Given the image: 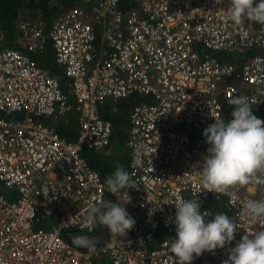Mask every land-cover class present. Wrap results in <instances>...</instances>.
Returning <instances> with one entry per match:
<instances>
[{
	"label": "built area",
	"instance_id": "obj_1",
	"mask_svg": "<svg viewBox=\"0 0 264 264\" xmlns=\"http://www.w3.org/2000/svg\"><path fill=\"white\" fill-rule=\"evenodd\" d=\"M120 1L91 0L88 11L68 6L47 28L17 18L13 45L0 31V264H96L100 255L110 264H177L171 242L181 199L197 198L206 221L223 213L240 225L231 244L194 255L192 264H223L242 236L264 230V220L241 215L254 199L240 186L232 195L204 190L201 171L209 147L203 132L220 118L222 102L246 96L264 110V25L247 18L236 25L228 18L231 0H131L125 9ZM46 44L58 71L31 56ZM251 49L240 64L215 56ZM133 94L141 98L127 111L123 140L132 183L114 193V203L135 224L126 236L84 251L61 232L93 233L98 221L86 217L107 186L82 151L110 152L112 123L98 108ZM71 111L77 132L69 140L55 124ZM130 144L142 146L141 165ZM256 185L264 200V184ZM42 218L50 219L43 225Z\"/></svg>",
	"mask_w": 264,
	"mask_h": 264
},
{
	"label": "clouds",
	"instance_id": "obj_2",
	"mask_svg": "<svg viewBox=\"0 0 264 264\" xmlns=\"http://www.w3.org/2000/svg\"><path fill=\"white\" fill-rule=\"evenodd\" d=\"M220 2L214 0L216 4ZM228 18L236 25L242 24L245 18L264 25V0H231ZM227 102L235 106L232 118L227 121L213 118L215 122L203 132L209 147L201 171L204 190L232 195L229 189L233 187L264 184V179L260 178L264 177V120L254 115L246 96L232 97ZM129 147L133 149V163L141 165L142 146L130 144ZM131 183L130 173L120 164L104 181L112 194L131 186ZM200 208L197 198L181 199L175 205V239L171 242V253L177 264H192L194 255L199 257L204 252L225 248L235 239L240 228L237 221L223 213L206 221L207 211L201 213ZM241 215L251 222L264 220V200L247 201ZM86 220L98 221L112 236L120 237L126 236L135 224L124 206L111 201L92 206ZM223 264H264V230L242 236L235 247L228 248V259Z\"/></svg>",
	"mask_w": 264,
	"mask_h": 264
},
{
	"label": "trees",
	"instance_id": "obj_3",
	"mask_svg": "<svg viewBox=\"0 0 264 264\" xmlns=\"http://www.w3.org/2000/svg\"><path fill=\"white\" fill-rule=\"evenodd\" d=\"M90 3L91 0H0V31L5 34L6 39L9 41V45H13L15 21L17 18L24 17L26 19L39 22L42 27L47 28L52 19L56 16V13L62 9L75 4H80L86 11H88ZM120 4H123V9H125L131 7L132 3L131 0H122L120 1ZM95 43H97V37ZM255 51L257 50L251 49L239 53V51L233 52L232 50H218L215 52V56L220 60H227L234 62L235 64H240L241 59L239 56H248ZM31 56L39 65L47 66L51 71H58L59 66L53 62L52 49L49 44H46V47L42 52L31 53ZM66 82L67 78L63 74H60L59 83L64 90L67 89ZM145 97L147 98L148 96L146 95ZM140 98V95H131L130 97L113 100L110 104L105 101L102 103V106L99 107L100 116L109 118L112 121L113 129L110 139H116L113 146L117 147L118 153H116L112 148L111 152L103 155L90 148H85L83 149L82 154L90 166L98 171L103 182L107 176L114 172L117 164L123 165L126 170L127 156L123 148V140L125 139L124 129L126 127L125 114L129 110L131 103L139 100ZM112 103L116 107V111L114 112L108 111V107ZM234 107L235 106L229 105L226 102H222L220 118L225 121L230 120L232 118L231 113L234 110ZM251 107L254 114H258L264 118V110L258 109V107L252 105ZM43 120L44 122H51L49 118H43ZM55 130L65 139H74L77 132L75 113L72 111L69 112L65 122L61 121L55 124ZM206 206L214 209L223 207L219 201H208ZM42 219L43 225H46L47 220L50 218ZM95 262L96 264H108L107 261L103 259V255L98 256V258L95 259Z\"/></svg>",
	"mask_w": 264,
	"mask_h": 264
},
{
	"label": "water",
	"instance_id": "obj_4",
	"mask_svg": "<svg viewBox=\"0 0 264 264\" xmlns=\"http://www.w3.org/2000/svg\"><path fill=\"white\" fill-rule=\"evenodd\" d=\"M104 201L114 203V194L108 192L107 189L104 192ZM61 235L73 247L87 251L103 246L108 241L111 233L106 227L97 222L93 233L74 232L66 229L61 232Z\"/></svg>",
	"mask_w": 264,
	"mask_h": 264
},
{
	"label": "crops",
	"instance_id": "obj_5",
	"mask_svg": "<svg viewBox=\"0 0 264 264\" xmlns=\"http://www.w3.org/2000/svg\"><path fill=\"white\" fill-rule=\"evenodd\" d=\"M102 27H103V25H102ZM96 30H97V32H96L97 43H98L99 45H101V43H100V41H101V24H97V26H96ZM133 95H136V96H137V94H133ZM130 96H131V95H130ZM130 96H127V97H130ZM123 98H124V97H123ZM117 99H122V98H117ZM117 99H110V98H107V99H105V101H107L108 104H110L113 100H117ZM219 99L221 100V98H219ZM105 101H104V102H105ZM132 103H133V102H132ZM132 103H131V104H132ZM101 106H102V104H101ZM258 109H260V108H258ZM99 110H100V109L98 108V113H99ZM108 111H110V112H114V111H116V107L114 106L113 103L108 107ZM125 116H126V127H125V129H124V133H126V128H127V112H126ZM47 118H49V120L51 121L50 117H47ZM108 119H109V118H108ZM110 121H111V119H110ZM111 123H112V121H111ZM110 143H111V142H110ZM123 148H124V151H125V153H126V150H125L124 144H123ZM126 156H127V153H126ZM127 160H128V157H127ZM126 163H127V161H126ZM126 167H127V165H126ZM240 190L244 191V192H245L246 194H248L252 199H254V200H257V199H258V197H257V195H258V189H257V185H256V184H252V183H250V184L247 185V186H243V187L240 186ZM103 259H104L105 261H107L108 264H110V263L108 262V259H107L106 256L103 255Z\"/></svg>",
	"mask_w": 264,
	"mask_h": 264
},
{
	"label": "rangeland",
	"instance_id": "obj_6",
	"mask_svg": "<svg viewBox=\"0 0 264 264\" xmlns=\"http://www.w3.org/2000/svg\"><path fill=\"white\" fill-rule=\"evenodd\" d=\"M221 100H222V101H226L224 98H221ZM45 119H48V118H45ZM114 141H116V139H115V140H114V139L111 140V143H110V152H111V150H112V148H113V149L115 150V152L118 153V151H117V147H114V146H113ZM117 144H118V143H117ZM117 144H116V146H117ZM108 153H109V152H108ZM108 153H100V154H103V155H104V154H108ZM71 230H73L74 232H78L76 228H71Z\"/></svg>",
	"mask_w": 264,
	"mask_h": 264
},
{
	"label": "bare ground",
	"instance_id": "obj_7",
	"mask_svg": "<svg viewBox=\"0 0 264 264\" xmlns=\"http://www.w3.org/2000/svg\"><path fill=\"white\" fill-rule=\"evenodd\" d=\"M226 103H228V102H226ZM74 109V108H73ZM79 153H81V150L79 151ZM103 201H104V194H103ZM110 237H111V235H110ZM110 237H109V239H108V241L110 240ZM107 241V242H108Z\"/></svg>",
	"mask_w": 264,
	"mask_h": 264
}]
</instances>
